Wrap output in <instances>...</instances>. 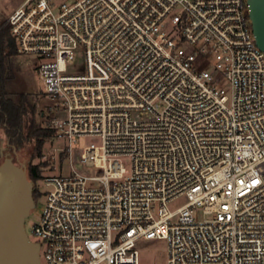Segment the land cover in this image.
<instances>
[{
    "label": "built area",
    "instance_id": "built-area-1",
    "mask_svg": "<svg viewBox=\"0 0 264 264\" xmlns=\"http://www.w3.org/2000/svg\"><path fill=\"white\" fill-rule=\"evenodd\" d=\"M7 21L62 159L95 140L86 170L34 184L41 264H139L141 239H164L167 264H264V52L247 0H23Z\"/></svg>",
    "mask_w": 264,
    "mask_h": 264
},
{
    "label": "rangeland",
    "instance_id": "rangeland-1",
    "mask_svg": "<svg viewBox=\"0 0 264 264\" xmlns=\"http://www.w3.org/2000/svg\"><path fill=\"white\" fill-rule=\"evenodd\" d=\"M22 1L23 0H0V17L8 20V16L22 3ZM14 63L16 65V72L9 86L10 92L14 94L18 92L29 93L35 105V122L43 127L48 126L52 116L49 111L50 102L42 93L43 85L31 60L17 54ZM207 68H211V66ZM5 141V135L2 129H0V149H3V156L10 155L8 151L4 150L6 145ZM94 141L92 137L81 136L77 139V142L71 145L73 156L71 165L68 160L62 159L64 153L60 151V149L67 146V142L63 139H56L55 137L45 140L41 156L35 155L32 158L31 149L26 148L17 152V158L19 160H26L27 163L31 161L34 164L46 162L48 166H42V172L66 175L71 173L72 168L78 171L86 170L78 161L79 154L84 146ZM3 156H0V161ZM13 157L16 158L15 154H13ZM44 201V196L38 198L35 202V208L31 211L30 215L25 218V230L29 238L34 241L36 240V236L32 232V229L39 220ZM179 202L181 201L177 203ZM137 249L139 264H167V244L164 239H141L137 243Z\"/></svg>",
    "mask_w": 264,
    "mask_h": 264
},
{
    "label": "water",
    "instance_id": "water-1",
    "mask_svg": "<svg viewBox=\"0 0 264 264\" xmlns=\"http://www.w3.org/2000/svg\"><path fill=\"white\" fill-rule=\"evenodd\" d=\"M248 16L256 45L264 52V0H247ZM3 156L0 149V264H41L39 243L25 230V218L35 208L33 182L27 161Z\"/></svg>",
    "mask_w": 264,
    "mask_h": 264
},
{
    "label": "trees",
    "instance_id": "trees-1",
    "mask_svg": "<svg viewBox=\"0 0 264 264\" xmlns=\"http://www.w3.org/2000/svg\"><path fill=\"white\" fill-rule=\"evenodd\" d=\"M16 55L9 36L8 21L0 17V129L6 138L4 150L10 153L8 156H13L14 150L18 152L30 148L33 158L35 155L41 156L45 140L54 137L55 131L49 126L43 127L35 122V105L29 93L10 92L9 86L16 72ZM44 165L46 162L27 163V175L33 184L40 177ZM32 196L35 202L39 198L35 186Z\"/></svg>",
    "mask_w": 264,
    "mask_h": 264
}]
</instances>
